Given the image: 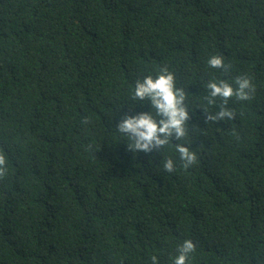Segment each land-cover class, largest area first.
<instances>
[{
    "label": "trees",
    "instance_id": "16d2710c",
    "mask_svg": "<svg viewBox=\"0 0 264 264\" xmlns=\"http://www.w3.org/2000/svg\"><path fill=\"white\" fill-rule=\"evenodd\" d=\"M164 69L186 133L134 150L118 125ZM244 75L250 99L208 102ZM0 156V264H172L185 239L189 264H264V0H0Z\"/></svg>",
    "mask_w": 264,
    "mask_h": 264
},
{
    "label": "clouds",
    "instance_id": "9594fccd",
    "mask_svg": "<svg viewBox=\"0 0 264 264\" xmlns=\"http://www.w3.org/2000/svg\"><path fill=\"white\" fill-rule=\"evenodd\" d=\"M210 68H224L229 66L221 55H212L207 59ZM209 90V103L219 98L227 104L229 98L235 96L241 101L250 99L254 89L252 80L247 76L237 77L233 82L225 79L210 80L206 84ZM132 96L139 100L150 102L152 112H143L135 116H128L121 120L118 125L120 133L127 134L132 142L134 150L150 151L152 147L168 143V138L175 135L178 139L186 133L185 124L189 119V112L184 104L185 92L176 87L174 73L167 69L161 70L158 75H147L137 80L134 85ZM220 118L232 117L230 109H224L219 114ZM159 117V119H157ZM215 119L216 117H210ZM176 150L181 158L188 164L196 159V154L184 145H176ZM5 158L0 156V173L4 171ZM165 167L171 169L173 162L168 160ZM195 243L191 239H185L178 246V254L173 258L172 264H189L191 255L195 251ZM152 264H158V258L153 256Z\"/></svg>",
    "mask_w": 264,
    "mask_h": 264
}]
</instances>
